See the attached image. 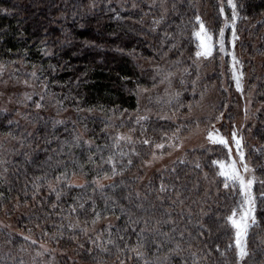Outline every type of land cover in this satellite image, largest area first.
<instances>
[{
    "label": "trees",
    "instance_id": "1",
    "mask_svg": "<svg viewBox=\"0 0 264 264\" xmlns=\"http://www.w3.org/2000/svg\"><path fill=\"white\" fill-rule=\"evenodd\" d=\"M196 2L0 0V75L33 92L21 114L0 110V215L11 223L0 226V264H264V75L254 65H264V0H234L238 39L233 45L225 29V51L218 43L207 75L196 55ZM205 4L219 39L231 10L225 0ZM232 53L243 89L250 71L257 106L246 128L258 148L250 153L257 222L243 260L226 223L240 202L238 185L226 188L214 163L227 157L224 149L196 151L148 181L141 172L154 145L212 86L222 98L218 112L225 110L218 57ZM146 102L151 114L140 119ZM228 103L231 124L234 94ZM74 176L85 184L71 185Z\"/></svg>",
    "mask_w": 264,
    "mask_h": 264
},
{
    "label": "rangeland",
    "instance_id": "2",
    "mask_svg": "<svg viewBox=\"0 0 264 264\" xmlns=\"http://www.w3.org/2000/svg\"><path fill=\"white\" fill-rule=\"evenodd\" d=\"M154 2V0H152ZM157 1V0H156ZM202 0H197L196 5L199 6L198 10L200 13H202V21L204 25L206 26V29L209 31V33L213 34L214 41H217V37L214 36L213 29H212V21L210 20V11L211 9L207 4L202 7L201 5ZM227 2V0H225ZM163 3H166L167 0H162ZM231 10V8L229 7ZM246 26V25H245ZM199 29V23L197 25V28L195 29V32ZM195 40L197 42L198 51H203L199 47V42L195 37ZM225 42V41H224ZM218 42L214 44L212 54L210 56H198V62H199V70L204 71V75L211 74L213 72V64L216 62L215 55L216 52H219L217 49ZM229 51V50H228ZM249 53L245 52L244 59L247 62L246 69H250V57H248ZM222 59V61H221ZM219 66L223 68L221 70V86L223 89L227 91L228 95V102L232 99V96L234 94L236 100H237V108L239 109V112L237 115H235V121H229L231 124L228 123L226 114L228 112V105L227 102L225 110L223 112H218V104L220 102L221 95L220 93L216 91L218 88L217 86H212L213 89H209V91H206L203 96L199 98L198 101H195L188 105V110L184 114H182V122L179 124V129L176 132H172L170 135L165 136L164 140L158 143L165 144V148L163 150L155 149L158 156H161L160 159L154 160L151 165H146L145 163L142 165L141 172L143 174L142 181H148V178L151 177L154 173H163L170 169H172L175 165H177L180 162H183L188 159V156L193 154L196 151L204 150L208 147H211L212 149L223 146L212 143L208 138L207 134L209 131H212L213 129L217 130L219 134L223 135L224 137L228 138L230 141V145L233 149L232 151V159L236 160L239 165L238 160V153L235 150V145L231 144V134L233 131H236L238 138H242V148L241 150L244 153L245 161L248 164L250 168L249 173H243V168H240V171L243 175H245L246 178H251L254 175V169L251 164V156L250 153L257 152V146L252 142L251 136H250V130L246 131L247 126L251 122H255L254 115L257 110V106L254 105V95H255V87L248 86V83L250 82V71H247L246 81H245V88L243 89V78L241 80V89H237L236 82L233 78V60L232 56L227 61L225 60V55L223 58H219ZM226 61L224 63V61ZM255 60V66L259 67L257 68L256 74H263L264 75V65L261 64V60ZM230 69V75L227 77L224 73V67L225 65ZM238 68L239 65H238ZM241 71V70H238ZM15 78L14 76H12ZM234 80V86L233 89L227 88L229 85V80ZM18 78L12 79H6L0 75V110L5 108H10V110H15V112H18V114L22 113V110H26L29 106V102L32 99L33 92L31 91L30 87H27L25 82L18 80ZM248 82V83H247ZM30 88V89H29ZM143 104V102H141ZM147 102L144 103L143 106V112L140 119H146L148 114L145 113V110L148 108L146 106ZM167 115V114H166ZM168 116V115H167ZM233 122V123H232ZM225 126V129L223 128ZM223 128L224 130L220 129ZM156 143V144H158ZM169 144H176L179 145L178 147H168ZM225 150V149H224ZM226 152V150H225ZM162 153V155H161ZM227 155V152H226ZM152 159V155L149 157L148 160ZM219 162L226 163V158H221ZM220 171V168H219ZM223 177V176H222ZM224 178V177H223ZM225 179V178H224ZM110 180H102L100 184L104 185L108 183ZM86 180L82 176H74L70 180L71 185L75 186H81L85 184ZM230 182V181H229ZM228 182V183H229ZM10 218L4 215H0V226L7 227L10 223ZM251 229V228H250ZM250 229L248 232V236L250 234ZM248 236H247V252L249 251V245H248ZM46 248V247H45Z\"/></svg>",
    "mask_w": 264,
    "mask_h": 264
},
{
    "label": "snow or ice",
    "instance_id": "3",
    "mask_svg": "<svg viewBox=\"0 0 264 264\" xmlns=\"http://www.w3.org/2000/svg\"><path fill=\"white\" fill-rule=\"evenodd\" d=\"M227 5L231 8V19L227 16H224V25L219 29V39L218 41H214L213 34L209 33L204 25L203 21L201 20L200 16H196V21L199 23V29L194 32V36L199 42V47L203 51H198L196 53L197 56H210L212 54V50L214 44L216 42L219 43V48L221 52L225 51L224 46V36H225V29L231 28L232 31V43L235 44V41L238 39L236 35V21L239 18L237 5L234 0H227ZM220 12L224 15V5H221ZM232 60H233V78L236 82L237 89H241V80L243 78V72L238 71L237 66L239 65V60L236 58L235 54L232 53ZM37 107H40L37 104ZM207 138L212 142L223 146V148L227 152L226 163L215 161L220 168L219 175L225 178V187H229V181L232 185H238V192L240 196V202L238 203L237 207L232 209L231 214L227 216L226 223L230 225V227L234 230V244L237 252V257L239 260H243L244 257L248 255L247 252V236L249 229L256 224V216H255V208H256V200L252 193V185L255 182V176L251 178H246L240 171V168H243V173H249L251 170L248 164L245 161V156L242 148V138H238L236 131H233L231 134V144L235 145V150L238 153V160L239 165L236 160L232 159V147L230 145V141L228 138L224 137L223 135L219 134L217 130L213 129L209 131L207 134ZM118 140L125 139L124 137H118ZM145 145H149L151 142L147 139L143 141ZM179 145L176 144H169L168 147H178ZM155 149L163 150L165 148V144L158 143L154 145ZM137 155H139L137 153ZM162 155V153H161ZM161 156H158L155 151L152 152V159L145 161L146 165H151L154 160L160 159ZM109 162L112 163L111 157L109 158ZM132 161L129 159L128 164L131 165ZM199 167V165H197ZM116 165L112 163V175H116ZM105 178H107V174H105ZM99 184V180L96 181ZM103 187V186H101ZM166 186L161 184L160 191H166ZM139 196V193H137ZM179 196V193H177ZM264 196V194H262ZM182 203V201H181ZM97 218H99V213H96ZM96 221L94 220L93 223ZM70 227H74L70 225ZM84 230V229H82ZM25 239H30L29 237H25ZM32 243H36V241H32ZM111 243V241H109ZM47 251V249H45ZM139 256L140 253L137 252Z\"/></svg>",
    "mask_w": 264,
    "mask_h": 264
}]
</instances>
